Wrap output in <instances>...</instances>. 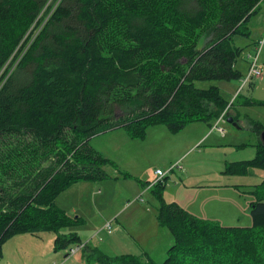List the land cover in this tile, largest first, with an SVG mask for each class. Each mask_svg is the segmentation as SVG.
Masks as SVG:
<instances>
[{
	"label": "trees",
	"instance_id": "obj_1",
	"mask_svg": "<svg viewBox=\"0 0 264 264\" xmlns=\"http://www.w3.org/2000/svg\"><path fill=\"white\" fill-rule=\"evenodd\" d=\"M263 1L0 0V264L2 244L17 233L56 232V247L78 240L59 232L76 218L55 198L76 181L110 177L105 167L116 164L94 149V136L121 128L143 139L156 124L175 133L251 103L240 92L228 103L217 85L197 82L243 77L245 46L235 37L249 36ZM252 128L264 133L260 122ZM255 148L226 171L264 169L261 138ZM256 186L250 226L201 219L161 199L157 220L174 238L161 263L146 252L78 247L99 264H264V179Z\"/></svg>",
	"mask_w": 264,
	"mask_h": 264
},
{
	"label": "rangeland",
	"instance_id": "obj_2",
	"mask_svg": "<svg viewBox=\"0 0 264 264\" xmlns=\"http://www.w3.org/2000/svg\"><path fill=\"white\" fill-rule=\"evenodd\" d=\"M247 26L249 36L235 37V44L245 46L238 59L243 77L248 64L242 56L254 54L264 37V1ZM257 39L254 47L252 42ZM257 64L261 65L262 75L251 80L252 88L243 85V77L197 82L200 87L217 85L228 103L237 92L242 95L241 100L250 97L251 103L229 105L225 111L239 124L238 128L223 118L212 125L190 122L175 133L164 124L152 125L146 129L144 140L129 137L121 128L94 136L90 142L94 149L116 164L105 167L110 177L76 181L55 198L57 206L76 218L59 232L74 233L78 240L56 247V232L17 233L2 244L1 262L99 264L86 257L85 249L69 252L86 243L108 255L146 252L161 263L174 243L170 231L157 220L161 199L176 203L201 219L221 225L250 226V204L259 198L254 191L264 179V169L250 166L242 172L228 173L226 168H236L252 159L255 144L262 137L252 130V123L264 124V50ZM145 140L149 142L143 143ZM156 169L163 173V186L158 183L146 189L158 179ZM104 223L111 225V234L106 233Z\"/></svg>",
	"mask_w": 264,
	"mask_h": 264
},
{
	"label": "built area",
	"instance_id": "obj_3",
	"mask_svg": "<svg viewBox=\"0 0 264 264\" xmlns=\"http://www.w3.org/2000/svg\"><path fill=\"white\" fill-rule=\"evenodd\" d=\"M264 45V37L260 40L257 49H255V53L254 54H250L249 55V60H250V64H249V68H248V72L245 76V78L243 79V84H245L246 82H248L252 77H259L261 75V65L257 64L259 55H260V51L262 49ZM156 174L159 178H161L163 176V173L161 170L157 169L156 170ZM104 228L106 229V231L108 233L111 232V225L109 223H106ZM82 246V245H81ZM79 249V247L75 248V249H70V253L73 254L75 253L77 250Z\"/></svg>",
	"mask_w": 264,
	"mask_h": 264
},
{
	"label": "bare ground",
	"instance_id": "obj_4",
	"mask_svg": "<svg viewBox=\"0 0 264 264\" xmlns=\"http://www.w3.org/2000/svg\"><path fill=\"white\" fill-rule=\"evenodd\" d=\"M260 42V41H259ZM264 46V45H263ZM263 48V47H262ZM261 51H262V49H261ZM261 51H260V53H261ZM259 59V58H258ZM249 64H250V62H249ZM249 68V67H248ZM247 72H248V69H247ZM247 74V73H246ZM261 75H262V72H261ZM260 75V76H261ZM259 76V77H260ZM245 77H243V79H244ZM253 78H256V77H252L249 81H251ZM248 81V82H249ZM248 82H246L245 84H243V85H246ZM224 118V120H225V112H223L220 116H219V118L216 120V123H219V121H221L222 119ZM239 125V124H238ZM262 138V137H261ZM264 141V140H263ZM170 169H172V166H170ZM155 173H156V170H155ZM156 176H157V174H156ZM157 178L158 179H156V181H160V180H162L163 179V177H161V178H159L158 176H157ZM71 249H75V248H71Z\"/></svg>",
	"mask_w": 264,
	"mask_h": 264
},
{
	"label": "water",
	"instance_id": "obj_5",
	"mask_svg": "<svg viewBox=\"0 0 264 264\" xmlns=\"http://www.w3.org/2000/svg\"><path fill=\"white\" fill-rule=\"evenodd\" d=\"M226 122L232 124L233 126H235V127H237V128L239 127V125L237 124V122L233 121V118L230 117V116H228V117L226 118ZM261 136H262V140H264V133H262Z\"/></svg>",
	"mask_w": 264,
	"mask_h": 264
},
{
	"label": "crops",
	"instance_id": "obj_6",
	"mask_svg": "<svg viewBox=\"0 0 264 264\" xmlns=\"http://www.w3.org/2000/svg\"><path fill=\"white\" fill-rule=\"evenodd\" d=\"M248 54H250V53H247V55L246 56H248ZM216 122V121H215ZM144 140V139H143ZM149 142V140H145L143 143H148ZM157 170V169H156ZM154 182H156V179H154L150 184H148V186H146V189H148V188H151L152 187V184L154 183ZM105 224V223H104ZM103 224V225H104ZM103 227V226H102ZM106 233L107 234H111L112 233V230H111V232L110 233H108L107 231H106Z\"/></svg>",
	"mask_w": 264,
	"mask_h": 264
}]
</instances>
